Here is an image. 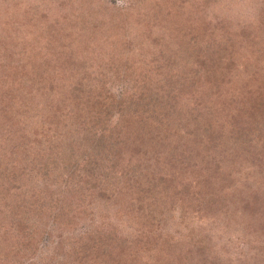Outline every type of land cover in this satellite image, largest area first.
Segmentation results:
<instances>
[{
  "label": "rangeland",
  "instance_id": "obj_1",
  "mask_svg": "<svg viewBox=\"0 0 264 264\" xmlns=\"http://www.w3.org/2000/svg\"><path fill=\"white\" fill-rule=\"evenodd\" d=\"M152 1L0 0V264H118L121 246L126 264H264V134L226 139L233 157L220 163L217 153L200 160L194 149L198 135L191 136L197 123L200 138L212 137V126L205 134L200 129L208 119L221 120L211 111L222 114L221 101L208 100L216 78L210 81L202 70L200 81L192 78L195 53L210 55L208 41L219 43L222 62L229 63L219 84L220 98L234 101L229 107L249 106L257 82L264 88V0H176L171 10L176 18L155 21L160 13ZM28 3L36 6L35 17L44 14L35 24L48 18L39 27L46 32L40 40L38 28L17 32L10 21ZM141 14H149V26ZM193 24L200 27L194 30ZM189 28L193 33L184 37L182 30ZM31 43L43 49L30 50ZM229 47L232 63L225 53ZM140 75L158 95L156 110L166 112L160 124L166 136L163 143L143 147L141 163L131 171L151 173L153 161L165 171L168 163L176 164L175 173L186 160L209 161L211 167L216 162L223 174L214 181L228 193L217 208L197 204L190 195L197 188L188 183L185 189L177 184L182 193L176 186L190 198L184 204V197L170 194L169 184L152 193L139 214L141 219L147 214L145 222L133 218L134 209L127 211L131 200L116 199L121 180L129 181L121 171L126 165L113 154L120 149L106 141L119 118L115 112L104 129L91 123L87 106L99 97L98 89L116 98L142 90ZM73 89L79 93L76 116H62L57 109L71 105ZM199 161L194 164L202 168ZM187 169L186 182H196ZM95 179L99 188H109L106 200Z\"/></svg>",
  "mask_w": 264,
  "mask_h": 264
},
{
  "label": "trees",
  "instance_id": "obj_2",
  "mask_svg": "<svg viewBox=\"0 0 264 264\" xmlns=\"http://www.w3.org/2000/svg\"><path fill=\"white\" fill-rule=\"evenodd\" d=\"M176 0H153L152 4L153 7L160 13V16H156L155 19H158L162 16L166 18H176L175 14H171V10H174V4ZM29 5V6H28ZM36 6L33 3H28L22 6L20 14H10V21L13 18L14 22L13 27H16L17 32H21L25 29L28 31H35L36 28H38L37 35L39 36V40L42 39V33L46 34V32L40 30L39 27L40 25L42 26L48 18H42V22L39 21L37 24H35V19L38 17H43L44 14H41V12L38 14L40 16L35 17V15L32 13V10L35 11ZM162 14V15H161ZM149 14H141V17L147 21L146 24L149 26ZM50 19V18H49ZM75 20V19H73ZM77 21V20H76ZM157 21V20H156ZM25 23V25H23ZM25 26V28H24ZM44 26V25H43ZM14 27V28H15ZM200 27L199 25L193 24V28L195 30ZM147 28V27H146ZM47 29V28H46ZM149 29V28H148ZM193 29L189 28L188 31L181 32L184 37L187 35L189 36L191 33L194 31ZM37 31V30H36ZM147 31V30H146ZM66 35H69L68 33ZM197 36V35H196ZM193 37V36H191ZM190 37V38H191ZM189 39V38H188ZM34 41V40H33ZM0 42H2V38L0 37ZM211 41H208V44H211L213 47L211 48L210 55L205 58H202L203 54H200L201 57H199L195 52L196 49H191V53H195V67L197 68L195 72L193 73V82H198L200 81V76L201 72L197 73L199 70L203 71L204 73L209 76V80L212 81V79H215V83L212 84V88L214 89L213 91V96L210 97L212 102H216V100H220V111L222 114L218 112V110L214 109L211 110L213 107L209 106V110H211L213 113L216 112V115L221 116V120H212L208 119V121L205 124L204 129H200L202 132L205 134V130L207 131V127L212 126L214 128V131L212 132V137L207 136L205 138H200V131L197 128V123L192 125L193 129V135L192 137L197 136V147L194 149L197 150V155H199V159L201 160L202 158H211L213 156V153H217L218 157H221L219 161H216L218 163L221 162L222 158L225 157H233L231 152L226 149V146L224 145V141L226 139L231 140L232 142H238L237 139H241L242 136H250L253 135V133H256L257 131L260 134H264V125L262 124L264 122V88L261 85V89L259 88L260 84L257 82L258 89L255 91V95L250 96L249 94L253 93L252 88L250 89H245V93H247L248 98L249 96L251 97L252 102L248 104L249 106H245L247 103H243L238 105L237 103L234 106V108L229 107L232 106L233 102L232 99H230L228 96L223 97L222 99L220 98L222 96V90L219 84H222L221 82L223 81L222 79V68L228 67L229 63L224 64L222 62V56L223 53H221V48L220 45H217L219 43L216 42L210 43ZM22 45L28 46V43H23L21 42ZM5 44V43H4ZM206 44V43H205ZM194 45V44H193ZM30 50H38V49H43L41 46H36L33 45V43L30 44ZM232 50L233 48L229 47L228 50L225 51V53L229 56V61L231 60L232 57ZM231 62V61H230ZM232 63V62H231ZM125 70L123 71V74L127 75L130 73L129 70V64L125 63ZM37 71V67L35 68ZM38 73V71H37ZM41 74V71L39 72ZM40 74H38L39 78L38 81H40ZM197 74V75H196ZM255 75V72L251 74V77ZM215 76V77H214ZM137 79L144 80L141 75L137 77ZM213 79V80H214ZM250 80V76L248 77ZM18 82L15 83V87ZM264 84V81L262 82ZM79 86L82 85L81 83L76 84ZM140 86L142 87L141 89H133L131 92L126 93L125 95H120L118 98H116L115 95H111L109 92H103L100 91L99 89L96 94H98V98L95 100H91V103H88L89 105L87 106V109L94 115V118L92 119V124H101L103 128L105 129L104 123L107 122V120L111 117L114 116V113L116 112L118 118H119V123L118 125H114L113 129L107 130V135H108V140L106 141H111L114 146L115 150L118 151L120 149V152H113L118 153L114 154L115 159L119 160V162H122L126 165V168H124L123 173H127L125 175V178L129 181H124L123 179L120 182V187H116V199L118 201L124 200H131L129 205V210L134 209L137 211V215L133 216V218H136V221L143 220L145 222L146 217L144 219H141L139 217V214L141 211L144 209L146 206L147 202L149 201V198H152L153 195L152 193L156 194L155 192L160 191L161 189H164L162 184H169L168 190L171 195H180L184 197V200L181 201V204H184L186 201H189L190 198L185 197L183 194H181L184 191V184H190L192 187H196V190H193L191 192V196L195 199L198 200L197 204H201V202L204 204L205 207L210 208H217L219 206L220 202L223 201L224 198V185L217 183L214 181V177L222 175V168L220 170V165H218L216 162L213 164L211 167V164L209 161L207 163L203 161H199L197 158L196 160H186V165L185 168L181 167V172L180 173H175L172 172L174 171L176 164L174 163H168L169 167H171L170 170L165 171L159 169L156 165L155 162L153 161L152 165L150 168L151 173L148 172H139L138 175H134V171H131V169L136 166V164L141 163L140 161V154L142 152L143 147H147L149 145L154 146L156 143H163L159 140H162L166 134H160V131L164 129L160 124L161 121L163 120L164 116L166 115V112H158V109L156 110V92H151L148 87L145 85L144 81L140 82ZM54 87V86H51ZM61 87V86H60ZM76 89V87H75ZM71 93V98L67 105L61 107V111L57 109L60 113V115H69L72 113L73 116H76L75 112H72L74 102L77 103V97L79 93L77 91H74ZM252 90V91H251ZM102 92V93H101ZM95 94V98H96ZM160 96V95H159ZM254 99V100H253ZM64 100V98H63ZM78 105V104H77ZM208 106V105H207ZM76 108V107H74ZM223 108H225L223 110ZM230 108V109H228ZM70 112V113H69ZM211 113V112H209ZM208 113V114H209ZM91 114V116H92ZM212 114V113H211ZM214 115V114H213ZM90 116V120H91ZM63 118V117H62ZM60 120V119H59ZM179 124V123H178ZM181 125V124H179ZM207 125V126H206ZM263 130V131H262ZM169 133L171 131L169 130L168 132V137ZM264 136V135H263ZM245 137V136H244ZM242 140V139H241ZM203 143V144H202ZM264 143V142H263ZM105 144V143H104ZM103 144V145H104ZM97 145H101L102 143L100 142L99 144H94V148H96ZM182 148V144H180ZM98 149V148H97ZM107 150H113V146L109 145L106 147ZM193 147L191 148V150ZM92 152V151H91ZM93 153V152H92ZM181 155H184V158H188V154L185 149H181ZM94 154V153H93ZM112 154V153H111ZM175 154V153H171ZM191 154H193V151H191ZM195 156V155H194ZM197 157V156H196ZM126 159L128 161H126ZM200 162L202 165L201 167H196L194 163ZM118 162V161H117ZM189 163V164H187ZM196 167L195 169L192 170L191 172V167ZM193 167V168H194ZM190 172L194 174L193 178L195 179L196 182H186V174L187 172ZM250 174H254V172H249ZM142 174V175H141ZM98 180L97 182H93L97 189V193L100 196V198H104L105 200L107 199L108 191L106 189H109L105 186V188L101 185H99V179H95L94 181ZM123 182V183H122ZM177 184H181V186H177ZM122 185V186H121ZM197 185V186H196ZM168 186V185H167ZM176 186L177 189L180 190L181 187V193L176 191ZM187 186V185H186ZM185 186V187H186ZM166 188V187H165ZM112 189V188H111ZM114 191V188L111 190ZM167 192V193H169ZM158 193V192H157ZM186 193V192H185ZM228 194V193H227ZM189 195V193H188ZM189 197V196H188ZM109 198V197H108ZM202 198V199H201ZM115 199V200H116ZM146 206L145 208H147ZM144 213H147L144 211ZM138 220V221H139ZM145 226L138 227V232L142 235L144 231ZM137 249V247H135ZM123 246H121V249H118V251L122 253H116L121 255V260L118 262V264H126L127 259L129 257L127 255H124L125 253ZM137 250L133 253H136ZM123 255H124V262H123ZM112 257V256H109ZM160 263V262H159ZM158 264V263H157ZM161 264H165V262H161Z\"/></svg>",
  "mask_w": 264,
  "mask_h": 264
}]
</instances>
